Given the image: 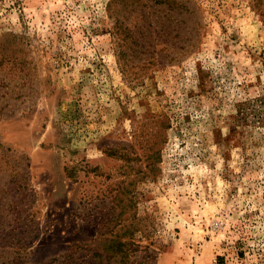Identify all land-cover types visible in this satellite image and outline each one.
<instances>
[{"label": "rangeland", "instance_id": "rangeland-1", "mask_svg": "<svg viewBox=\"0 0 264 264\" xmlns=\"http://www.w3.org/2000/svg\"><path fill=\"white\" fill-rule=\"evenodd\" d=\"M13 43L0 264H264V0H0Z\"/></svg>", "mask_w": 264, "mask_h": 264}, {"label": "trees", "instance_id": "trees-1", "mask_svg": "<svg viewBox=\"0 0 264 264\" xmlns=\"http://www.w3.org/2000/svg\"><path fill=\"white\" fill-rule=\"evenodd\" d=\"M5 34L9 35V33H5ZM14 43L12 44L13 49H11L10 51H5L2 54H0V65L4 64V62H11V63L16 62L18 57L17 52L19 49H17Z\"/></svg>", "mask_w": 264, "mask_h": 264}]
</instances>
